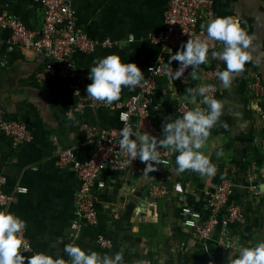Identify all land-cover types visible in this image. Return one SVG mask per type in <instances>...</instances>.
Masks as SVG:
<instances>
[{"label":"crops","instance_id":"0c3cea01","mask_svg":"<svg viewBox=\"0 0 264 264\" xmlns=\"http://www.w3.org/2000/svg\"><path fill=\"white\" fill-rule=\"evenodd\" d=\"M166 4L167 0H70L77 28L100 42L91 51L74 50L71 58L75 67L88 72L94 59L118 54L122 61L134 62L145 77L149 63L171 56L170 51L149 40L164 28ZM0 8L28 29L40 31L39 0H0ZM214 10L215 17L238 18L252 37L249 51L253 57L243 71L232 75L229 85L225 86L217 76L213 97L222 101L223 107L200 149L215 164V175L208 177L190 169L175 171V153L169 164H156L148 174L141 167H105L101 171L105 187L95 191L98 223L79 228L77 245L82 249L109 256L120 252L122 264H224L228 255L235 253L237 244L251 247L264 240V151L260 146L264 126L259 117V101L248 87L255 77L264 85V0H218ZM8 36L7 31H0L1 106L7 118L25 124L31 137L13 143L0 131V175L5 178L2 189L13 196L8 205L0 208H7L26 222L24 235L31 249L23 255L58 254L67 262L69 256L64 247L78 181L71 166L57 164L58 153L70 149L77 160L87 159L93 144L86 141L82 124L115 128L119 125V108L85 105L74 110L73 80H37L36 73L49 60L48 55L12 43ZM103 39L110 44H102ZM222 47L223 44L209 53L219 52ZM201 65L218 72L225 68L223 61L211 56L207 64ZM90 82L89 78L84 80L83 91ZM198 85L192 78L186 83L163 78L159 81L149 105V115L159 136L165 120L181 116L176 111L180 102L193 107L186 89ZM135 92L136 87L129 90L122 86L119 98L112 103L121 105ZM196 99L199 102L202 97ZM222 177L234 181L233 199L243 213V221L230 226L227 245L218 242L217 232L207 241L193 239L180 218L177 192L165 198L148 194L151 182L163 181L168 186L180 183L188 203L205 210L206 191ZM18 185L26 187V191L14 192ZM98 235L109 238L111 246H100Z\"/></svg>","mask_w":264,"mask_h":264},{"label":"built area","instance_id":"2783aa9c","mask_svg":"<svg viewBox=\"0 0 264 264\" xmlns=\"http://www.w3.org/2000/svg\"><path fill=\"white\" fill-rule=\"evenodd\" d=\"M218 0H167L163 14L164 28L153 33L149 40L163 50L170 51L171 56L182 47L187 39L207 37V22L215 17V3ZM42 7V23L40 31L28 29L18 18L7 14L0 8V31L9 33L8 40L37 52L46 53L49 60L45 62L36 73L37 80H46L53 77H69L73 80V90L76 95L74 110H81L85 105L119 108V125L106 129L97 125L82 124V130L87 142L93 144V149L87 159L79 161L70 149H64L58 153L57 164L60 167L71 166L78 181V187L74 192L75 209L70 223V231L66 244H76L79 228L83 225H96L98 223L95 206V191L104 189L105 183L101 178V171L111 166L119 170L131 167L144 169V162L138 158L129 162L127 153L119 147V131L124 125L131 124L141 133L159 137L156 123L149 115L150 97L163 78L172 83H186L192 78L189 75L191 66L185 69L180 78L171 79V73L178 67V62L172 60H158L146 66V75L137 85L136 92L130 94L123 104H106L104 101L90 97L83 91V83L88 79V72L75 67L72 62L74 50L91 51L96 44L93 39L79 30L74 21V10L70 6V0H39ZM132 40V37L128 39ZM209 51L222 45V42L207 39ZM102 44H110L108 39H103ZM170 56V57H171ZM155 68V69H154ZM201 84L211 85L207 95L214 96L217 92L216 80L218 70L213 67L199 65L195 69ZM198 85V86H199ZM249 91L259 101V117L264 126V85L255 77L249 83ZM191 104L180 102L176 111L182 115L190 110ZM126 117V119H124ZM0 131L12 138L13 143H20L30 139L31 135L25 124L21 121L7 118L0 101ZM261 149L264 151V135L260 140ZM160 163H170L172 154L167 147L159 149ZM5 181L0 175V205H8L13 199L11 194L3 191ZM26 187L18 185L14 192H25ZM234 181L229 177H222L211 190L206 191L204 211L188 203L183 194L184 189L180 183L168 186L163 181L151 182L148 185V194L153 198H164L172 192L179 194L181 201L179 215L186 229L196 241H207L214 233H218V242L229 244L228 231L231 225L243 221V213L240 206L233 199ZM24 250L30 251L29 240L22 230ZM98 244L102 247L111 246V240L104 235H98ZM22 253V254H23ZM70 261V257L68 258ZM67 261V262H68Z\"/></svg>","mask_w":264,"mask_h":264},{"label":"clouds","instance_id":"9594fccd","mask_svg":"<svg viewBox=\"0 0 264 264\" xmlns=\"http://www.w3.org/2000/svg\"><path fill=\"white\" fill-rule=\"evenodd\" d=\"M205 39H187L182 47L169 58L178 62V67L171 73V79L180 78L185 69L191 66L192 79H198L196 67L209 62V56L223 61L225 68L217 73L225 86L229 85L232 75L243 71L247 62L253 57L249 51L252 37L241 27L238 18L233 16H216L206 25ZM222 42L219 52L209 53L207 39ZM131 39V37H130ZM257 56L256 62H259ZM155 69V68H154ZM88 76L91 82L86 85V93L97 100L111 104L121 94L122 86L129 90L137 86L143 79V71L134 62L122 61L118 54H108L93 61ZM211 85L201 84L196 88H188L186 92L191 98L193 107L181 116L163 122L159 137L147 132L141 133L131 124L120 129L119 147L129 157V162L138 158L144 162V174L153 171L160 163L161 147H167L169 154L175 153V171L190 169L200 175L211 177L216 173V166L208 155L200 149L205 145L210 130L221 115L223 103L212 95H207ZM197 96L202 99L197 102ZM200 104L207 105L202 108ZM126 119V117H124ZM221 153L218 151L217 155ZM24 219L7 208H0V264H122L120 252L112 256L101 255L93 250L82 249L76 244H66L64 252L70 257L66 262L58 254L54 257L45 252H34L31 256L23 255L24 245L22 230ZM144 264V262H141ZM214 264V262H209ZM224 264H264V240L251 247L237 244L235 253L228 255Z\"/></svg>","mask_w":264,"mask_h":264},{"label":"trees","instance_id":"16d2710c","mask_svg":"<svg viewBox=\"0 0 264 264\" xmlns=\"http://www.w3.org/2000/svg\"><path fill=\"white\" fill-rule=\"evenodd\" d=\"M165 198V197H164Z\"/></svg>","mask_w":264,"mask_h":264}]
</instances>
